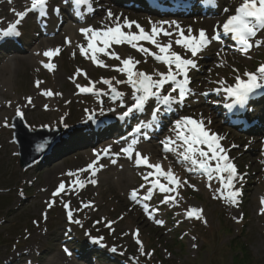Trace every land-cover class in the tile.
Wrapping results in <instances>:
<instances>
[{
	"label": "rangeland",
	"instance_id": "374dc122",
	"mask_svg": "<svg viewBox=\"0 0 264 264\" xmlns=\"http://www.w3.org/2000/svg\"><path fill=\"white\" fill-rule=\"evenodd\" d=\"M24 1L28 2L27 8H30L31 0ZM136 1L140 5V8L136 7L138 12L135 11L134 3L129 0H112L116 5L109 0H89V3L78 4L81 8L79 11L76 10L78 6H74L75 0H68L75 14L79 12L77 20L71 16L69 10H66L65 3H62L65 1L48 0L46 15H40L35 11L29 12L22 20L18 26L20 35L17 39L12 36L0 39V57L26 58L30 46L34 47L41 41L42 37H38V34L45 32L44 36L52 39L54 36L50 37L51 34L55 35V29L66 16L71 18L68 21L72 25L81 29L85 28V23L91 24L93 16L102 20L94 27L96 29L113 26L117 17L123 24L129 17L128 21L138 23L148 32L156 26L172 33L173 51L185 58L195 59L197 63L195 69L189 70L188 87L191 91L182 103L166 106L159 104L156 99L154 101L155 97H151L144 111H134L126 118L123 117V113L134 103V89L128 83H116L117 80L127 81L126 73L116 70L118 66L122 67L121 61L110 55L97 57L99 61L109 66L101 67L91 60V53L81 54L80 48L82 46L87 48V38L81 30V41L78 42L80 38L75 40L71 50L70 47L59 49V53L54 58L55 63L51 61L55 65L53 70L47 69L44 65L37 67L27 65L23 70L12 75L10 80L0 75V103L5 104L7 100H12L15 102L13 108L16 107V110L19 108L16 103L17 97L28 98L37 81L42 82L40 83L42 86L46 82L51 84L56 93L70 95L56 104L57 110L49 113L30 115L22 109L23 119L30 128L43 127L44 125L38 126V124L45 121L52 123V119L56 118L57 125L54 124L52 127L58 126L65 118L62 117L63 113L74 112L91 103L94 104L92 113L98 116L95 121L87 119L82 122L83 120H79L80 117H86L85 113L81 115L84 111L82 109L77 116L67 117L69 123L65 124L57 140L52 142V138L44 142L45 148L51 145L48 153L26 168L20 166L18 147L13 139L11 121L16 116V110L11 109L7 117L5 115L1 119L0 264H233L235 256L241 253L243 245L246 247V253L249 254L248 260L246 258L245 261L247 264H264V214L260 211L264 207L261 203L264 199V144L255 140L254 133H244L241 128L230 127L228 125L230 122L223 116L225 108L220 103L225 102L224 87L233 83L237 75L241 76L248 70L255 71L256 65H253L257 59L258 62L259 60L261 63L264 62V30L257 37L262 41L261 46H256L251 52L233 51L230 44L211 40L209 45L193 58L190 52L175 44L179 33L176 24L185 34L191 28L194 35L204 29L211 36L216 34L218 26L212 28L204 24L208 14L189 19L157 18L154 14L147 15V12L138 14L144 10L143 4H146L145 0ZM205 1L207 0L196 2L198 4ZM241 2L242 0H213L212 5L217 7L219 12L230 8L229 11H234L232 14H235V7L237 8ZM53 4L60 7L58 13H54L51 6ZM24 7H17L15 11H25L27 8ZM203 8L198 6L191 16L196 12L201 13ZM109 10L113 13L112 19L107 16ZM232 14H228L227 18ZM199 17L201 19H198ZM2 19L0 17V21ZM16 19L13 14V17L0 29H5ZM173 21L176 23L173 24ZM124 31L129 29L124 28ZM131 31H138L135 24ZM169 39L170 37L165 41ZM163 42L164 39L161 38L160 43ZM111 46V49L107 50L108 53H118L121 59L131 57L140 61L136 64L135 70L148 74L167 71V65L156 61L150 55L124 45ZM54 47L57 48L58 44ZM144 47L156 52L150 43L144 44ZM78 70L79 74H77ZM58 73L64 74L66 80L64 84L57 82ZM103 79H110L112 85L122 95L112 101L113 93L110 87L102 82ZM220 81H224V84L221 85ZM77 84L94 87L95 91L82 95L76 87ZM171 87V84L165 85L161 94H168ZM218 88L221 89L219 92L216 91ZM172 95L178 98V90ZM102 100L104 103L110 102L106 106H101ZM157 108L159 112L157 117L153 118ZM161 110H163L162 114H160ZM65 115L69 116V114ZM183 117L202 120L207 128L223 137L220 143L228 150L229 157L237 166L238 172L243 175V179L235 184L242 192L238 198V205L221 198H214L219 196V193L214 191L221 187L219 180L209 181L204 172L201 175L195 170L198 167L192 165L191 161L183 160L179 154L184 151L182 142L171 145L174 151L164 150L161 141H165L168 137L175 140L176 133L173 130L175 122ZM91 125H102L100 129L103 128V131H101L102 135L97 137L98 142L90 146L86 144L90 139L89 133L86 132L90 130ZM138 127L139 132L136 131ZM62 135L66 140L55 149L54 144ZM51 136L54 134L49 137ZM133 140L137 141L135 145L142 146L141 148L137 146L135 153L150 156L162 163L165 161L164 156L168 158L172 156L169 161L170 166L175 167L173 174L181 181L175 186L176 191L165 194L154 188L151 199L143 200V196L147 195V189L152 187L151 178L145 181L144 177L153 169H143L135 163V158L133 160L128 158L122 151L132 144ZM108 143L114 147L108 152L110 155L107 158L99 159L102 160L98 167V170L102 171L101 175L98 177L94 174L89 177L87 182L89 185L84 184V187L76 190L75 182L84 179V172L80 171V166L86 162L83 154L87 157L89 151L88 159L97 158V154L100 155L107 149L104 145ZM86 145L88 150L84 149ZM147 145L152 149L146 152L143 146L146 148ZM178 145L181 146L177 147ZM54 149L56 155L53 157L51 154ZM113 160L116 162L112 163ZM212 163L214 165L215 161ZM57 165L60 167L56 168ZM87 165H84L83 169L87 168ZM121 168L129 175L130 172L133 173L130 181L117 180L118 176L115 174ZM51 170L56 172L54 180L47 179V174ZM70 172L76 175L69 176ZM160 179L161 182L167 183L163 177ZM92 180L97 182L93 184ZM184 181L187 183H183ZM61 182L65 183L67 191L54 197L52 194ZM209 184L211 187L208 186ZM192 185H195V188ZM134 189L138 190L139 202L131 199V192ZM166 195L174 196L175 200L163 202ZM50 200L55 201L51 209L47 207ZM66 202L73 210L74 220H79L80 224L67 219V210L63 206ZM90 202V207H84ZM145 204L148 205L147 212L144 210ZM192 207L202 209L207 223L187 216V212ZM43 213L47 214L46 219ZM234 217H242V220L238 222ZM157 219L162 220L163 224H157ZM109 222H112L110 227ZM87 229L90 233H87ZM136 230H139L144 251L149 255L141 254L133 235ZM92 234H96L95 238L103 236L105 238L100 243H94L90 237ZM237 237L239 238L236 239ZM112 248H116L117 251L113 252ZM12 256L15 259L11 261Z\"/></svg>",
	"mask_w": 264,
	"mask_h": 264
},
{
	"label": "snow or ice",
	"instance_id": "6c2138e0",
	"mask_svg": "<svg viewBox=\"0 0 264 264\" xmlns=\"http://www.w3.org/2000/svg\"><path fill=\"white\" fill-rule=\"evenodd\" d=\"M11 3V0H9ZM76 4H85L89 3V0H75ZM48 0H31L30 8H27L25 11H15L14 14L17 17L14 23H10L7 28L0 29V39L9 36H19L20 32L18 31V25L26 17L29 12H38L40 15H46ZM59 11V9H56ZM225 12H228L229 9L225 8ZM109 19H112L113 13L109 10L107 12ZM167 23V22H164ZM175 24L176 22H172ZM138 29V31H131L133 25ZM177 29H179L178 38L175 39V44L180 46L185 51L190 52L191 57L195 58L199 53L202 52L210 43L211 40H218L219 33L209 36L206 30H199L198 34L194 35L191 28L188 29L187 34H185L183 29H180V26L176 24ZM124 28L129 29V31H124ZM223 32L225 34H232V38L237 40L241 45V50L247 52L253 47L252 39L257 37L260 30H264V0H242L239 6L235 9V14L229 15L227 20L222 25ZM82 34L87 38V48L81 47V54L87 55L91 53V60L101 67H109L104 64L103 61L97 59V53H105L110 55L112 58L121 61L122 67H117L116 70L122 73H126L127 81L117 80L116 83H128L132 85L134 92V103L131 107L123 113V117H128L134 111L142 112L145 109V105L151 97H155L159 104L171 106L173 103H182L186 98V95L191 91L188 87L189 80V70L195 69L197 63L195 59L185 58L180 53L172 50V43L161 44L157 37L161 34L164 36H171L172 33L164 30L163 28L153 26L151 31H146L142 26L136 22L124 20L123 24L120 23V18L117 17L114 21L113 26L102 27L99 29L93 27H85L81 29ZM90 34V35H89ZM140 42L150 43L155 48L158 49V54L152 52L150 48L144 47ZM262 41L260 39L255 40V46H261ZM123 45L127 44L137 51L152 56L156 61L162 62L167 65L166 72L156 71L153 74H148L143 71L135 70L136 64L140 61H136L131 57L121 59L118 53H108L107 49L111 45ZM102 45V46H98ZM59 53V49H51L44 52L46 57H53ZM47 69L53 70L55 65L48 63L44 65ZM79 74V70L78 73ZM86 76V73H84ZM155 76V78H154ZM245 78H242L240 75L235 77V84L232 86H227L223 88V91L226 92L230 97L235 98L236 103L243 105L249 97L254 94L259 89H264V64H261L256 71L245 72L243 74ZM182 77V79H178ZM114 79V78H113ZM104 84L108 85L113 93V99L121 96L122 94L116 90L112 85L110 79H103ZM40 81H37V87L40 85ZM221 85L224 84V81H220ZM171 84V91L168 94H161V90L165 88V85ZM79 88L80 92H93L95 91L94 87H84L79 84L76 85ZM178 98L173 96V92H177ZM221 89H216L219 92ZM136 93H140L137 95ZM62 95L61 93H53L51 90H46L43 92V95L52 96V95ZM97 94H99L97 92ZM206 95V93H205ZM29 104L32 103L31 97L27 98ZM47 108V105H45ZM159 112V108L156 109V112L153 113L155 117L156 113ZM16 116L21 119L24 118V113L21 109L17 108ZM122 117V118H123ZM7 126V125H5ZM43 127H47L44 125ZM32 131H36L34 127L31 128ZM176 133L175 140L171 137L161 141L163 144L164 150L174 151L171 145L176 144V141L182 142L184 151L179 153L183 160L191 161L192 165L198 166L206 175L209 181L213 179L219 180L221 185L220 188H216L214 191L219 193V196L214 198H221L233 205H238V198L242 195V192L239 188H236V182L243 179V175L238 172L237 166L234 164L232 158L228 155V150L225 149L220 141L223 137L219 134L212 132L209 128L206 127L202 120H195L192 117H183L180 120L175 122V127L173 129ZM137 132L140 131L138 127ZM137 141L133 140L132 144L128 147L122 149V151L132 157L133 154V145ZM178 145L177 147H180ZM236 147V145H233ZM45 145H38V151H43ZM111 146L104 150V154L107 155L110 151ZM99 157V154H97ZM212 161H215L213 165ZM116 161L113 160L112 163ZM98 163L93 161L87 165V168L80 169L81 172H86L93 170V175L95 174V167ZM135 163L137 165L147 166L153 171H149L148 174L144 177L145 181L149 180V177H155L151 181V188L147 189V195L143 196V200H150L152 190L158 188L161 193H172L176 191V185L180 184L181 181L173 174L171 169L164 171L162 166L159 163L153 164L149 162V158L142 156L139 152L135 153ZM101 167H103L101 165ZM69 176H75L76 173H68ZM161 177L167 183H161ZM80 187H83L84 184L82 181H77ZM91 183L95 184L96 181L92 180ZM183 183H187L184 181ZM211 187V184L208 185ZM143 187V186H142ZM195 188V185H192ZM67 191L66 185L64 182L59 183L56 190L53 192V196H59L61 193ZM131 199L133 201L139 202L138 200V190L134 189L131 192ZM175 197L171 195H166L164 198L165 203L168 201H174ZM264 205V199L261 201ZM55 204L54 200H50L47 203V207L51 209ZM64 208L67 210L66 215L69 221H72L76 224H80L79 220H74L73 210L70 208L69 203H64ZM91 202L85 204L84 207H90ZM144 210L148 211V205H144ZM261 214H264V207L261 208ZM43 217L46 219L47 214L43 213ZM151 215V213H149ZM187 216L192 218L194 217L197 220H203L204 223H207L206 218L203 217L202 209L198 207H192L188 212ZM238 222L242 220V217L236 218ZM112 222H109V227ZM157 224H163L162 220L157 219ZM135 242L139 246V250L143 255H149L144 251V245L142 240L139 238V230H136L133 233ZM103 240V237L93 238L94 243H100ZM195 247V245H193ZM67 251V249H66ZM113 252H116V248H112Z\"/></svg>",
	"mask_w": 264,
	"mask_h": 264
},
{
	"label": "bare ground",
	"instance_id": "6f19581e",
	"mask_svg": "<svg viewBox=\"0 0 264 264\" xmlns=\"http://www.w3.org/2000/svg\"><path fill=\"white\" fill-rule=\"evenodd\" d=\"M50 1H53V0H50ZM61 1H65V0H61ZM129 1L134 3L135 0H129ZM109 2L114 4V2H112V0H109ZM62 3L64 4V2H62ZM23 6H25L24 8L26 9L27 6H28V2H26L24 0H11V3H9V0H0V17L3 18L2 21H0V28L2 27V25L5 24V22L7 20H9V19H11L13 17L14 10H16L17 7H23ZM12 8H13V10H12ZM143 8L144 9H147V8L150 9L152 7H149V5H148V7H147V5L146 6L144 5ZM204 9H206L205 11L208 14L207 17L204 19V24L207 25V26H210L212 28L216 27L218 21L223 16V14H220L218 11L211 12L210 11L211 9H209V8H203L201 10L204 11ZM66 10L70 11V14H71V16L74 19L75 18L77 20L79 19V15H78L79 12H77L75 14V11L73 10V7L69 4L68 1H67V5H66ZM123 10H125V9H123ZM67 17L68 16H66L64 21L59 25V27L55 29V31H54L55 35L51 34L50 37L54 36L52 39L45 37L44 36L45 32L38 34V37H42L41 41H39V43H37L34 47L30 46L28 57H26V58H17V57L14 58L13 57V58H8L7 59L6 57L3 58V56H1L0 57V75H2L3 77L5 76V77L9 78V80H10V78H12V75H14L15 73L20 72L27 65L28 66L31 65L32 67H37L38 65L40 66V65H45V64H48V63H51V64L55 63L54 62L55 56L46 57L44 55V52L47 51V50H51V49H60L61 50L64 47H66L67 49H68V47H70L69 49L71 50V46L74 45L75 40H77L79 38H80L79 40H81V36H80L81 34H79L80 31H79V29L77 27H75V25H72L69 21L67 22L66 19H71V18H67ZM80 19H83V18H80ZM199 19H201V18H199ZM14 22H12V23H14ZM94 25H98V22L96 21V19H94L91 22L90 25L85 23L84 27H93L94 28ZM46 29L47 28H44V30H46ZM9 37L11 38V36H9ZM168 37H170V39L165 41V39H167ZM161 38L164 39L163 44L172 43V50L174 49L173 41H172L173 37L172 36H167L166 37V36L161 34L160 38H157L159 42H160ZM40 42H42V43L40 44ZM56 42H58V43H56ZM55 44H58L57 48L54 47ZM12 45H13V43L11 44V46ZM98 46H102V45H98ZM156 50L158 52L157 48H156ZM16 55H19V54L16 53ZM105 55H106L105 53H97V57H99V58H103ZM56 80H57V82H59L61 84H64L65 81H66L65 80V76L62 73H58V75L56 76ZM46 90H51L53 93H56L55 89L52 88V85L48 84L46 82V83H44V86H42L40 84L39 87H37V84H36V86L34 87V90L31 92V95L29 96L32 99V103L31 104L28 103L27 98L23 99L21 97H17L16 103L19 106V109L26 110V112H28V114L30 113V115H33V114H36V113H41V112L49 113V112H52L54 110H57L56 109V104L57 103H60L62 100L66 99V98H68V96H70L69 94H63L61 92H58V93H61L62 95H55V94L52 95V96L43 95V92L46 91ZM155 99L156 98H154V101H155ZM45 105H47V108H45ZM14 106H15V102L12 101V100H7V102H5V104L0 103V121H1L2 118H4L3 116L6 115V117H7V113H9L11 111V109H13L14 111L16 110V107L13 108ZM93 108H94V104L91 103V104H88L87 107H80L78 110H75L74 112H69L68 111L65 114H69L68 117H71V116L75 117L80 112V110L85 109V111H87L88 113H91ZM85 111H83L81 115H83L85 113ZM235 112L240 114L237 110ZM65 114L63 113L64 116H62V117H67ZM240 115H243V114H240ZM251 116L254 118V120H260L261 119L260 121H256L255 122L257 124L258 128L255 127L254 130L260 132V134L255 135V138H256L255 140L259 141V142L261 141L262 143H264V123H263L264 121L262 120V119H264L263 118L264 114L263 113H261L259 115H255L254 114V115H251ZM60 117H61V115L58 116V118H60ZM56 119H52L53 120L52 123L51 122L48 123L47 121H45L43 123H39L38 126L47 125L49 127H52L54 124L57 125V120ZM84 119H85V117H84ZM63 121H61L60 123H62ZM0 124H1V122H0ZM33 125H34V123H33ZM101 127H102V125H98V126L91 125L90 126V128H89L90 130L86 132V133H89L88 135H89L90 139L88 140V142H86V144H89L91 146L92 143L96 144L98 142V138L97 137L102 135L101 131H103V128L100 129ZM64 140H66V138H65L64 135H62L61 138L54 144L55 145V149H58L62 145L61 143H63ZM176 142H180V141H176ZM104 146L107 147V148H109V146H111L110 150L113 149V147H114L110 143H108V144H106ZM137 146L139 148L142 147L141 144L140 145H135L133 147L134 152H135V149L137 148ZM143 148L145 149L146 152L149 151L150 149H152L150 145H147L146 148L143 146ZM55 149L52 152L53 154H51V155H53V157L56 155ZM84 149L88 150V145H86V147H84ZM181 152H183V151H181ZM83 157H85L86 162L83 163V165L80 166L81 169H83L84 165L93 163V161H97V160H95V158L94 159H92V158L88 159L90 157V152L89 151H88V156L86 157L85 154H83ZM127 157H129V156H127ZM170 158H172V156L169 157V158H168V156H164L165 161L163 163L156 161L154 158H150L149 162L153 163V164L159 163L162 166L164 171H167L168 169H171L172 172H173L175 170V167H171L170 166L171 165L170 162H169ZM105 160H108V159H105ZM99 163H102V161L101 162L98 161V163H97V165L95 167L96 170H98L97 167H99ZM57 167H60V166L57 165L56 168ZM56 168H53V170L56 169ZM90 171L84 172V179L82 180L83 184L89 185L87 183L88 182V175L87 174L91 173L89 175V177L93 176L92 172H90ZM119 171H117L116 174H115V175L118 176V179H117L118 181L127 182V181H130L131 178H133V173L132 172H130L131 174L129 175V173H127L122 168ZM101 172H102L101 170H98V174H97L98 177L101 175ZM55 175H56V172L51 170V172H49L47 174V179H53L54 180ZM95 181L97 182V180H95ZM74 188L76 190H79L81 188L79 186V183H77V181L74 184Z\"/></svg>",
	"mask_w": 264,
	"mask_h": 264
},
{
	"label": "water",
	"instance_id": "95a60500",
	"mask_svg": "<svg viewBox=\"0 0 264 264\" xmlns=\"http://www.w3.org/2000/svg\"><path fill=\"white\" fill-rule=\"evenodd\" d=\"M13 127L15 128V140L21 152V165L25 167L36 161L39 157V155L35 156L34 151L40 145L41 138L47 131L38 130L32 133L19 117L13 120Z\"/></svg>",
	"mask_w": 264,
	"mask_h": 264
},
{
	"label": "trees",
	"instance_id": "16d2710c",
	"mask_svg": "<svg viewBox=\"0 0 264 264\" xmlns=\"http://www.w3.org/2000/svg\"><path fill=\"white\" fill-rule=\"evenodd\" d=\"M241 250H242L241 253L240 254H237L235 256L234 262L237 263V264H241V263L247 264L245 261L248 260L247 257L249 256V254L246 253V247H245V245L241 246ZM246 258H247V260H246Z\"/></svg>",
	"mask_w": 264,
	"mask_h": 264
}]
</instances>
